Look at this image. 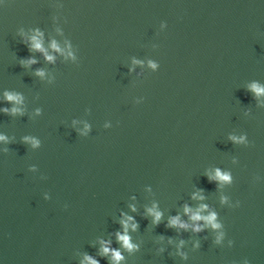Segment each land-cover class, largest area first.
<instances>
[{"label":"water","instance_id":"1","mask_svg":"<svg viewBox=\"0 0 264 264\" xmlns=\"http://www.w3.org/2000/svg\"><path fill=\"white\" fill-rule=\"evenodd\" d=\"M254 84L264 0H0V264H264Z\"/></svg>","mask_w":264,"mask_h":264},{"label":"clouds","instance_id":"2","mask_svg":"<svg viewBox=\"0 0 264 264\" xmlns=\"http://www.w3.org/2000/svg\"><path fill=\"white\" fill-rule=\"evenodd\" d=\"M52 47H53V49L59 51V48H58V46L56 45L55 42H53ZM31 50L44 52L45 58L48 61H53L54 60V57L49 56L47 54V52L43 49L42 42L39 39H37L36 36L32 37ZM35 63H36V61L34 59H30L29 61H27V65H31V64H35ZM36 74L38 76H41V77L44 76V73L42 71H38ZM252 90L254 92H256L257 95H260V94L264 93V89L260 88L258 85H255V84L252 86ZM5 97H6L7 101L10 102V103H13V104H16V105H19V104L23 103V97L21 95H19V94H14L12 92H5ZM3 111H4L5 114H10V115H13V116L18 115V114L19 115H23L22 110L20 108H18V107H13L10 112H9V109H7V108H5ZM0 141H5L6 142L7 138L5 136H0ZM26 142H27V138H26ZM33 145L36 146V142L33 141ZM209 179L211 180L212 178L210 177ZM215 179L219 180L221 182H226V181H229L230 178H229L228 175L222 174L219 170H217ZM193 198L195 199L197 197H193ZM199 198L203 199L202 196L199 197ZM133 210L135 211V209H133ZM148 211H149V214L153 217L152 223L155 224V225H159L161 220H162V213L159 212V211H156L154 208L153 209H149ZM200 211H203V207L201 208ZM185 212L191 214V209L186 207L185 208ZM191 219L193 221H199V220L203 219L212 228H214V229L220 228V225L215 223V220H216L215 213H213L212 215L207 216V217H201L199 212H197L195 214H191ZM131 221H133V217H131V216H128V217H126L125 220L121 221V223L123 225V229H124V234L121 235L120 233H117V237H118L119 242L129 252L138 250L137 245H135V244L130 242L131 238L128 235V229H129V227H131V229L133 231H136L138 229L139 225L137 223H135V222L130 223ZM167 226L168 227H179V228H182V229H187L189 227V225L181 223L180 218L178 216L172 218ZM194 230L196 232H200L201 231L199 226H197ZM217 242H219V241H217ZM102 253L104 255L111 254L113 264H119V262L121 260H123V256L121 255V253L119 251H116V250H111L107 244H105L104 247L102 248ZM181 255H183V253H181ZM85 261L87 262V264H99V262L97 260L93 259L90 256H85Z\"/></svg>","mask_w":264,"mask_h":264}]
</instances>
